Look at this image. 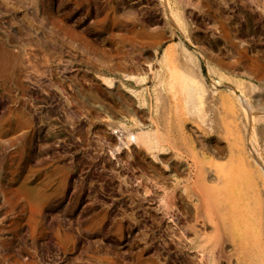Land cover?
<instances>
[{
  "label": "rangeland",
  "instance_id": "1",
  "mask_svg": "<svg viewBox=\"0 0 264 264\" xmlns=\"http://www.w3.org/2000/svg\"><path fill=\"white\" fill-rule=\"evenodd\" d=\"M182 1L191 44L162 0H0V264H264L253 200L236 239L247 253L238 259L227 240L217 253L207 215L184 232L193 201L177 159L159 151L156 162L114 138L128 107L148 124L147 111L128 102L124 85H134L124 75L145 76L142 92L157 81L161 94L160 56L179 42L209 87L207 64L264 100V0Z\"/></svg>",
  "mask_w": 264,
  "mask_h": 264
},
{
  "label": "bare ground",
  "instance_id": "2",
  "mask_svg": "<svg viewBox=\"0 0 264 264\" xmlns=\"http://www.w3.org/2000/svg\"><path fill=\"white\" fill-rule=\"evenodd\" d=\"M162 2L163 15L169 25L174 31L179 32L181 40L191 44L189 22L180 11V4L183 1L162 0ZM198 53L203 56L199 50ZM160 62L167 66L166 68L161 64L166 68L164 77L158 80L161 94L156 93L157 81L150 88L149 93L142 92L135 87L141 89L140 87L146 85L145 76L124 75L125 78L132 79L130 85H134V87L128 86L129 88L124 85L130 96L128 102H135L147 111L148 116L145 119L148 124H141V119L132 115L134 111L128 107L126 111L131 114V118L120 123L117 129H112L113 134L115 133L114 138L122 147H127L130 142L142 146L156 162L161 161L157 154L159 151L174 156L178 162L177 168L182 166L181 170L185 174V178L180 183L183 184L186 198H191L193 201L194 224L184 228V232L188 233L189 230L196 233L197 222L199 223L202 216L205 215L206 218L207 215L208 226L212 230L210 236L216 238L213 250L220 253L227 240L235 256L240 259L247 253V245L241 244L236 239L240 230L248 226L249 215L245 209L250 200H253L251 203L257 209L255 214H258L256 241L258 246L264 242L261 237L263 235L260 233L262 228L264 231V220L261 217V203H264V116L262 115L264 112L260 113L264 111V100L252 101L250 96L247 97L242 91L243 81L228 77L206 63L211 79L209 87L201 73L198 57L181 42L166 47L160 56ZM154 76L159 77V75ZM107 83L111 84V80ZM221 86L225 88V91L216 97L214 91ZM250 88L246 90L249 89L250 92ZM188 123L191 125L190 128L186 127ZM221 132H224L222 137L224 136L225 142L218 134ZM118 148L121 150L120 146ZM171 176L174 178L175 174ZM175 183L179 182L176 180ZM248 183L254 188L251 197H248L243 189L244 187L247 189ZM218 191L220 194L216 193ZM226 225L230 229L231 237L228 236L230 238L223 237ZM207 239L210 242L211 237ZM255 245L257 246V243ZM262 249L263 246L261 248L263 252Z\"/></svg>",
  "mask_w": 264,
  "mask_h": 264
}]
</instances>
